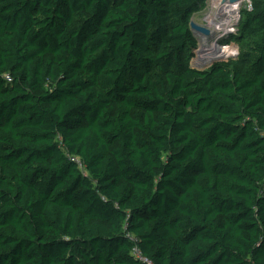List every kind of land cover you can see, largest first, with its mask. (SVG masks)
<instances>
[{
    "label": "trees",
    "instance_id": "obj_1",
    "mask_svg": "<svg viewBox=\"0 0 264 264\" xmlns=\"http://www.w3.org/2000/svg\"><path fill=\"white\" fill-rule=\"evenodd\" d=\"M206 2L0 0V264H264V0L199 70Z\"/></svg>",
    "mask_w": 264,
    "mask_h": 264
},
{
    "label": "built area",
    "instance_id": "obj_2",
    "mask_svg": "<svg viewBox=\"0 0 264 264\" xmlns=\"http://www.w3.org/2000/svg\"><path fill=\"white\" fill-rule=\"evenodd\" d=\"M254 8V0H239L236 3H233L232 0H207L205 10L202 12L207 13L208 19L200 26L206 28L210 32V36H203L199 33L196 35L205 39L206 42L211 40L212 44L218 48L222 45L219 41L224 40L226 35L239 32L244 14L253 12ZM238 54V51L234 49L232 56L236 57ZM215 58L224 60L228 56L219 51V54H215ZM200 62L198 59L195 63L199 64Z\"/></svg>",
    "mask_w": 264,
    "mask_h": 264
},
{
    "label": "rangeland",
    "instance_id": "obj_3",
    "mask_svg": "<svg viewBox=\"0 0 264 264\" xmlns=\"http://www.w3.org/2000/svg\"><path fill=\"white\" fill-rule=\"evenodd\" d=\"M207 17L208 16H207L206 12L199 13V15L197 14L196 17H194L193 22H195L197 25H201V24L205 23V21L208 19ZM236 35L237 34H233V35H229V36L226 35V37L223 38V39L225 40V42H230V43L228 45H224L226 43L220 45L223 48H230L231 49V56H228V58H226V59H230L231 57H232L231 59H234L235 57L232 56V54L234 53V49H236L238 51V53H240L242 51V49L245 47V45L247 44V42H248V40H242L241 42H237V40L233 38ZM204 40L205 39L201 38L200 36L197 37V49L195 50V57L193 58V60L195 62L198 59L202 60L201 54H203V52H206L207 50H210V52L213 53V52H216L215 50L218 49L216 46H212L213 44H212L211 40L210 41L207 40L208 42H206ZM231 40H233V42ZM210 52L207 51L208 54H210ZM213 54H214V56L211 57V59L209 58L208 59L209 61L208 60L201 61L202 64L204 65V64H206L208 62H211L213 60H215V61H219L220 60V59L215 58V53H213Z\"/></svg>",
    "mask_w": 264,
    "mask_h": 264
},
{
    "label": "water",
    "instance_id": "obj_4",
    "mask_svg": "<svg viewBox=\"0 0 264 264\" xmlns=\"http://www.w3.org/2000/svg\"><path fill=\"white\" fill-rule=\"evenodd\" d=\"M239 0H232L233 3H236L238 2ZM190 27H191V30L193 32H196V33H199L203 36H210V32L206 29V28H203L201 27L200 25H197L195 22H191L190 24ZM224 45H228V43L224 44ZM216 54H219V51L216 50ZM214 62H216L215 60L211 61V62H208L207 64H202V62H200L197 66L196 69H199V70H204L206 69L208 66H210L211 64H213Z\"/></svg>",
    "mask_w": 264,
    "mask_h": 264
},
{
    "label": "bare ground",
    "instance_id": "obj_5",
    "mask_svg": "<svg viewBox=\"0 0 264 264\" xmlns=\"http://www.w3.org/2000/svg\"><path fill=\"white\" fill-rule=\"evenodd\" d=\"M212 46H216V45H212ZM207 51L210 52V50H207ZM207 51L203 52V54H201L202 60H200V61L208 60L209 58L211 59V57L214 56L213 53L216 54V52H213V53L210 52V54H208ZM217 51H220L221 53H223V55L231 56V49L230 48H223V47L220 46V47H218Z\"/></svg>",
    "mask_w": 264,
    "mask_h": 264
}]
</instances>
